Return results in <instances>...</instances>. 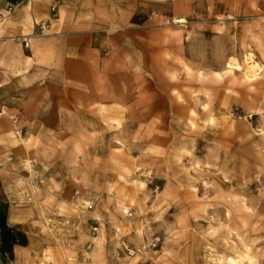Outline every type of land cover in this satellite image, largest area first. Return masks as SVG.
Returning <instances> with one entry per match:
<instances>
[{"label":"rangeland","instance_id":"1","mask_svg":"<svg viewBox=\"0 0 264 264\" xmlns=\"http://www.w3.org/2000/svg\"><path fill=\"white\" fill-rule=\"evenodd\" d=\"M135 1L158 114L22 179L8 264H264V0Z\"/></svg>","mask_w":264,"mask_h":264},{"label":"crops","instance_id":"2","mask_svg":"<svg viewBox=\"0 0 264 264\" xmlns=\"http://www.w3.org/2000/svg\"><path fill=\"white\" fill-rule=\"evenodd\" d=\"M136 3L0 0V264L31 244L22 179H46L49 156L82 137L158 114Z\"/></svg>","mask_w":264,"mask_h":264},{"label":"bare ground","instance_id":"3","mask_svg":"<svg viewBox=\"0 0 264 264\" xmlns=\"http://www.w3.org/2000/svg\"><path fill=\"white\" fill-rule=\"evenodd\" d=\"M246 59H247V62L249 61L248 64H247V68L245 70L246 71V75L253 76V77L257 76V70L259 69V67L256 65L255 62L252 61L253 59H251L250 56H249V58H246Z\"/></svg>","mask_w":264,"mask_h":264},{"label":"built area","instance_id":"4","mask_svg":"<svg viewBox=\"0 0 264 264\" xmlns=\"http://www.w3.org/2000/svg\"><path fill=\"white\" fill-rule=\"evenodd\" d=\"M10 11H11V10H10ZM91 208H92V207L89 205V206L87 207V210H91Z\"/></svg>","mask_w":264,"mask_h":264}]
</instances>
